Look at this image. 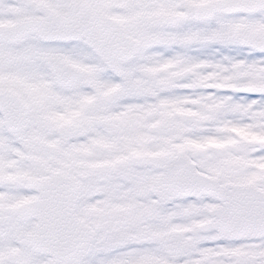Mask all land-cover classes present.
Segmentation results:
<instances>
[{"label": "snow or ice", "instance_id": "obj_1", "mask_svg": "<svg viewBox=\"0 0 264 264\" xmlns=\"http://www.w3.org/2000/svg\"><path fill=\"white\" fill-rule=\"evenodd\" d=\"M0 264H264V0H0Z\"/></svg>", "mask_w": 264, "mask_h": 264}]
</instances>
